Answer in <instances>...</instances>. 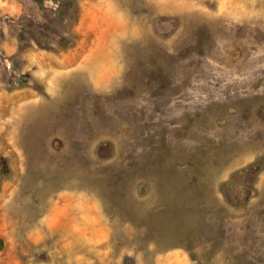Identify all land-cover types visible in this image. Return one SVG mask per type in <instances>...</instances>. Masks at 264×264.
I'll list each match as a JSON object with an SVG mask.
<instances>
[{"label":"rangeland","instance_id":"rangeland-1","mask_svg":"<svg viewBox=\"0 0 264 264\" xmlns=\"http://www.w3.org/2000/svg\"><path fill=\"white\" fill-rule=\"evenodd\" d=\"M224 1L0 0V264H264V8Z\"/></svg>","mask_w":264,"mask_h":264},{"label":"bare ground","instance_id":"bare-ground-1","mask_svg":"<svg viewBox=\"0 0 264 264\" xmlns=\"http://www.w3.org/2000/svg\"><path fill=\"white\" fill-rule=\"evenodd\" d=\"M169 1V0H168ZM172 2H174V4L173 5H170V2L167 4V6H174L175 8H185V9H191V8H194V7H203L207 12H209L210 11V8H212V6L210 7V5H209V2H211L212 3V0H198V2H195V1H189V0H171ZM109 6H110V8H112V11H113V9H115L116 8V10L115 11H117L118 13H117V19L118 20H122V21H125V18H124V16L118 11L119 10V8H118V6L119 7H121L122 6V4L119 2V0H111V2H109ZM167 6H165V7H167ZM221 6L225 9V10H227L228 12H231V13H237L238 12V10H239V8H244L245 10H249V12H252V15L254 16L255 15V13H257V14H259V15H263L262 14V12L260 11V8L261 9H263L264 8V0H225L224 1V3H222L221 4ZM203 8H202V10H203ZM256 10H258L257 12H255ZM128 12V14H129V11H127ZM114 13V12H113ZM264 16V15H263ZM117 20V21H118ZM126 20H128V19H126ZM135 20V19H134ZM121 21V22H122ZM120 22V23H121ZM127 23V22H126ZM123 27H124V25H122ZM126 26V25H125ZM114 28H115V25H114ZM119 28H121L122 29V27H119ZM128 28H130V27H128ZM116 29V28H115ZM139 31H140V29L139 28H137V27H131V29H129V30H126L125 28H123L122 29V31H121V34H123V35H128L129 37L130 36H133L134 37V35H136L137 33L139 34ZM141 31H142V29H141ZM116 33H119V32H117L116 31ZM114 35H116V34H114ZM112 36V35H111ZM137 36V35H136ZM115 36H112L111 37V39L112 38H114ZM121 37H123L122 35H121ZM93 55V54H92ZM94 56V55H93ZM96 59V58H95ZM98 59V58H97ZM100 59H102V58H100ZM91 61L93 60L94 61V59L92 58V59H90ZM90 61V62H91ZM92 61V62H93ZM118 61H120V59L118 60ZM89 62V64H91ZM104 62V61H103ZM106 62V61H105ZM107 62H108V60H107ZM106 62V63H107ZM113 62V61H112ZM105 63V64H106ZM110 63H111V61H110ZM110 63H109V65H110ZM94 64V63H93ZM93 64H91V65H93ZM103 63H101V65H102ZM105 64H103V66L105 65ZM116 64V63H115ZM81 65V64H80ZM90 65V66H91ZM108 65V64H107ZM84 66V64L82 65V67ZM89 66V65H88ZM89 66V68H91ZM96 67H95V69L94 70H98L99 71V69H98V64L97 65H95ZM104 67H106V66H104ZM88 68V69H89ZM103 68V67H102ZM108 68V67H107ZM91 69H93V68H91ZM86 71H87V68H86ZM89 71V70H88ZM90 72H93V70L92 71H90ZM97 72V71H96ZM100 72V74H101V71H99ZM87 73V72H86ZM89 73V72H88ZM93 73H95V72H93ZM93 73H91L92 75H94ZM103 73V72H102ZM109 73V72H108ZM107 73V74H108ZM96 74V77H99L98 76V73H95ZM106 74V75H107ZM110 74V73H109ZM109 74L107 75V76H109ZM112 74V73H111ZM90 76V75H89ZM105 76V75H104ZM91 77V76H90ZM93 77V76H92ZM91 77V78H92ZM95 78V77H94ZM94 78H92V79H94ZM105 78V77H104ZM106 78H108V77H106ZM96 79V78H95ZM103 79V78H102ZM109 79V78H108ZM107 79V80H108ZM111 79V78H110ZM99 80H100V77H99ZM105 80V79H104ZM103 81V80H102ZM94 82H96L95 80H94ZM97 83H99V82H97Z\"/></svg>","mask_w":264,"mask_h":264},{"label":"trees","instance_id":"trees-1","mask_svg":"<svg viewBox=\"0 0 264 264\" xmlns=\"http://www.w3.org/2000/svg\"><path fill=\"white\" fill-rule=\"evenodd\" d=\"M42 42V38L38 40V44ZM47 47V46H46ZM48 48V47H47ZM4 248V240L2 237H0V250Z\"/></svg>","mask_w":264,"mask_h":264}]
</instances>
